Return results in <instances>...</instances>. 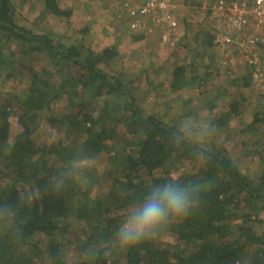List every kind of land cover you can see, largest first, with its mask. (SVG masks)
Segmentation results:
<instances>
[{
  "label": "trees",
  "instance_id": "trees-1",
  "mask_svg": "<svg viewBox=\"0 0 264 264\" xmlns=\"http://www.w3.org/2000/svg\"><path fill=\"white\" fill-rule=\"evenodd\" d=\"M203 1L190 4L195 13H206L203 28L192 31L194 24H184L176 46L168 44L170 66L160 71V84L145 82L148 96L151 85L168 100L159 97L162 114L139 104L118 44L68 45L20 21L37 5L42 16L68 21L71 6L62 7L59 0H0V76L20 73L23 84L15 94L0 90V205L15 207L11 217L0 218V264H264V99L254 104L253 93H233L228 85L214 88L215 94L182 95L199 86L192 79L218 74L221 51H233L234 43L217 39L220 20ZM25 8L29 12L23 14ZM88 26L82 29L84 39ZM46 55L76 64L79 75L70 72L68 79L52 81L50 68L32 67ZM175 56L180 58L170 60ZM213 64L215 70L209 68ZM230 68L232 85L249 82L246 62L238 64L241 73ZM174 95L179 96L172 102ZM8 99L23 108L16 124ZM248 109L251 116L240 121ZM192 114L216 129L207 141L210 152L200 157L190 145L176 147L170 140L182 123L186 130L184 118ZM77 152L92 158L86 162L88 184L69 181L54 190L52 177ZM254 161L256 175L248 169ZM170 178L197 183L199 206L156 240L117 245L115 234L129 206L151 185ZM103 181L107 188L98 187Z\"/></svg>",
  "mask_w": 264,
  "mask_h": 264
},
{
  "label": "rangeland",
  "instance_id": "rangeland-1",
  "mask_svg": "<svg viewBox=\"0 0 264 264\" xmlns=\"http://www.w3.org/2000/svg\"><path fill=\"white\" fill-rule=\"evenodd\" d=\"M124 0H59L60 4L63 7L71 6L74 10L73 16L70 20H59L58 18L55 19L52 16H42L41 13V6L37 5L34 8H32V13L27 15V19L21 17V22H29L33 23L34 31L37 32H47L50 37H52L54 40H62L65 41L68 45L70 44V41L74 42H82L86 46L89 47H102L105 44L114 43L118 44L119 49L122 54L127 56L125 65L127 72L129 73V76L131 78L130 86L133 92H135L139 104L149 112L153 111H160L162 114L164 110V107L160 105L159 97L160 99H163L162 101H165V97L159 96L155 92H153V88L150 85V91L153 93L150 96L145 93V89L147 87V79H149L151 82L152 80L156 82V85L160 84L161 81V73L160 71H164L168 68V65L170 66V63L166 60L169 57L170 48L168 44H172L171 46H176L177 39L176 36L164 39L163 36L160 34L163 29H159V27H156L154 29H150L151 27H146L139 29L138 33L135 32L134 35L143 36V40L139 41L138 43H135L131 36H128L126 34H129L130 30L123 27L121 25V22H116L115 19V10L117 9L118 4ZM200 0H190V4H196ZM122 3V2H121ZM183 3V4H182ZM185 0H180V5L178 7V10L176 11L177 14L181 17H187L188 20H186V23L189 21L190 24H194L192 26V31L196 28V25H198L199 29H202V23H199L198 19L195 18V12L193 10V7L184 4ZM89 5V6H88ZM90 7V8H88ZM25 12H29L27 8L22 9V13L25 14ZM195 18V20H194ZM29 19V20H28ZM39 22V23H38ZM46 22V24L44 23ZM85 24H88L89 30L86 38L84 39V32H82V29H84ZM130 22L127 23L129 25ZM196 24V25H195ZM219 24V23H218ZM197 26V27H198ZM217 26V24H216ZM80 30V32H79ZM143 30V32H141ZM160 30V31H158ZM176 31V30H175ZM79 32V33H78ZM82 33V34H81ZM173 33V32H171ZM175 33V32H174ZM169 34V31H168ZM176 35V34H175ZM170 39V40H169ZM168 45V46H167ZM174 52V51H173ZM236 50L231 51L227 54L226 57H223L224 55H221L222 58L218 59V67L219 72L211 73L208 75L207 79L202 78H196L192 79L193 83H199V86L196 88H193L195 92L192 93L188 91L186 88L185 91L182 93L183 97H187L189 94L198 95L200 92L201 95L205 96L206 91L213 90V93L215 94L214 88L217 89H224V86H231L230 90L235 93L240 90H242L246 94H254L253 102L254 104H257L259 102V99H264V94H262L252 83L251 79H246L248 82L245 86H234L228 81V77L226 73H229L233 68H230L231 66L235 67L234 71L238 73L240 72V69L238 68V64H242L244 61L239 53H236ZM240 56V57H239ZM180 56L171 57V59H179ZM242 62L240 61V59ZM231 61H234L233 64L230 65ZM248 62V61H247ZM246 62V67L248 68L246 73L244 71L243 74H246L247 77L251 78V72L253 68V64ZM71 64L70 70L67 68V65ZM205 64V62H204ZM207 64V63H206ZM33 68H36V70L41 71L44 68H50L47 69L49 71V77L54 82H60L64 79H68L70 72L74 74L77 77L80 72V67L76 64H72L69 61L66 60H54L51 55H46L42 59L35 62V64H32ZM217 66L215 64L211 65L209 68L212 70H215ZM56 72H54L53 70ZM246 69V68H245ZM168 70V69H167ZM166 70V72H167ZM241 73V72H240ZM16 78H7L5 76H0V90L5 91L7 93L15 94L18 92L22 87L23 84L20 81V73L15 75ZM70 79V78H69ZM167 80L165 79V83ZM244 83V82H243ZM59 84V83H58ZM67 84V81H66ZM138 85V86H137ZM241 87V88H240ZM220 92V91H219ZM179 95H174L169 98H171L172 102L174 99H176ZM168 98V99H169ZM196 99V97H195ZM178 101V100H177ZM168 103V100L165 101ZM215 103V102H214ZM6 104H12L14 107V114L12 115V121L17 122L20 121V119L23 117V108L22 105L19 102L15 103L14 101L8 99L6 101ZM180 107H178V110L175 109L176 116H179L180 114ZM171 113H174L171 112ZM179 113V114H178ZM252 114V111L250 109L245 110L241 114L240 121L246 120L245 117H250ZM191 116L195 117L197 120H200V116L198 114H192ZM170 117H173V115L170 114ZM199 127L198 125H196ZM53 135L52 138H56V133L58 132L56 129L57 127H53ZM250 130H246L244 134L249 133ZM59 133V132H58ZM41 137V136H40ZM241 135L235 134L233 138L237 139L240 138ZM42 139V138H41ZM241 140V139H240ZM233 152V151H232ZM244 167H246V163ZM257 163L254 161L252 164V167H248L250 174L256 175L255 172L258 171L257 169ZM184 169V168H183ZM248 171V172H249ZM106 181V180H105ZM109 183L101 182L99 184V188L102 187H108ZM105 188V189H106Z\"/></svg>",
  "mask_w": 264,
  "mask_h": 264
},
{
  "label": "clouds",
  "instance_id": "clouds-1",
  "mask_svg": "<svg viewBox=\"0 0 264 264\" xmlns=\"http://www.w3.org/2000/svg\"><path fill=\"white\" fill-rule=\"evenodd\" d=\"M186 126L170 133L171 143L176 146L190 145L197 157L210 152L207 141L215 134V126L193 116L185 117ZM199 127L196 128L195 126ZM195 135V140L189 136ZM92 158L77 152L67 165L52 177L51 186L59 191L67 182L85 186L89 179L86 175L87 163ZM200 186L191 181L170 178L162 183L153 184L138 202H133L117 229L115 243L120 247L131 248L144 242L158 239L168 227L189 216L200 204ZM15 212V207L7 202L0 205V218L7 219Z\"/></svg>",
  "mask_w": 264,
  "mask_h": 264
},
{
  "label": "built area",
  "instance_id": "built-area-1",
  "mask_svg": "<svg viewBox=\"0 0 264 264\" xmlns=\"http://www.w3.org/2000/svg\"><path fill=\"white\" fill-rule=\"evenodd\" d=\"M209 2L212 14L221 18L217 39L226 46L234 43L233 48L244 52V55L241 53L243 58L253 64L252 83L264 94V59L261 54L264 50V0H204L203 4L208 5ZM176 8L173 0H143L141 3L124 0L121 13L127 11L129 25L134 30L146 28L149 18H152L158 26L169 22L171 33L178 23ZM240 29L244 34L237 33Z\"/></svg>",
  "mask_w": 264,
  "mask_h": 264
},
{
  "label": "crops",
  "instance_id": "crops-1",
  "mask_svg": "<svg viewBox=\"0 0 264 264\" xmlns=\"http://www.w3.org/2000/svg\"><path fill=\"white\" fill-rule=\"evenodd\" d=\"M132 1H134L135 3H141L143 0H132ZM174 1V3L177 5V8H176V10H175V16H176V19L178 20V23H177V26H176V28H175V30H178L177 28H178V26H179V28H180V30L181 31H179L178 33H176V31L174 30V32L173 33H169L168 34V31H169V22H165L164 23V25L163 26H158V25H156V23L154 22V20L152 19V18H149V20H148V26L147 27H151L150 29H153V27H154V29L156 28V27H159V29H163L164 31H162V33L160 34V36L162 35L163 36V40L164 39H168V38H171V37H175L176 36V39L177 40H180V37H179V35H180V33H182V31H183V29H186V27L187 26H184V24H190L189 23V21L186 23V20H188V18L187 17H181L180 18V16L177 14V10H178V7H179V5H180V0H173ZM122 2V3H121ZM119 4H118V6H117V9L115 10V21L118 23V22H121V25L123 26V27H125V28H127L128 30H130V31H132V32H130L129 34H126V35H128V36H131L132 38H136V37H139V35H134V33L135 32H139L138 31V29L137 30H134L130 25H127V23H128V20H129V16L128 17H126V15H127V11L126 12H124V14L123 13H121L122 12V9H123V1H121ZM189 3L190 4V0H185V3L184 4H187V3ZM183 4V3H182ZM189 4H187V5H189ZM61 5V4H60ZM62 6V5H61ZM190 6V5H189ZM63 7V6H62ZM120 14H123L121 17L119 16ZM205 12L203 13L202 11H199L198 12V14L197 13H195V18H197L199 21V23H202V21H203V19H204V17H205ZM195 18H194V20H195ZM209 18H211L210 20H212V17H209ZM219 19H221V18H219ZM214 22L216 23V21H213V22H210V24H214ZM219 24H221V20H220V23ZM196 25V24H195ZM216 25V24H215ZM198 25H196V28H198V30H199V28H201V27H197ZM140 29H142V28H140ZM157 29V28H156ZM155 29V30H156ZM158 31H160V30H158ZM141 32H143V30H141ZM161 32V31H160ZM176 34V35H175ZM134 41H136L135 43H138L139 41H141V40H143V38H141V40H139V41H137V40H135V39H133ZM170 40V39H169ZM259 46H261V45H259ZM260 48V47H259ZM233 50H236L237 52L236 53H239V55L241 56V58L244 60L243 62H242V60H241V58H239L240 59V61L242 62V64L243 63H245V62H247L246 60H245V58H243V55H244V52H242V51H239V50H237L236 48H233ZM259 50V49H258ZM260 50H261V48H260ZM221 53L224 55L223 57H226L227 56V54L228 53H230L229 51L227 52V51H221ZM243 55H242V54ZM261 54H262V57H263V59H264V50L262 49L261 50ZM239 56V57H240ZM249 79H251V78H249Z\"/></svg>",
  "mask_w": 264,
  "mask_h": 264
}]
</instances>
